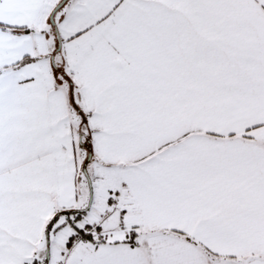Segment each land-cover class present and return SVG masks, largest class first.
Here are the masks:
<instances>
[{
    "label": "snow or ice",
    "instance_id": "1",
    "mask_svg": "<svg viewBox=\"0 0 264 264\" xmlns=\"http://www.w3.org/2000/svg\"><path fill=\"white\" fill-rule=\"evenodd\" d=\"M0 264H264V0H0Z\"/></svg>",
    "mask_w": 264,
    "mask_h": 264
}]
</instances>
